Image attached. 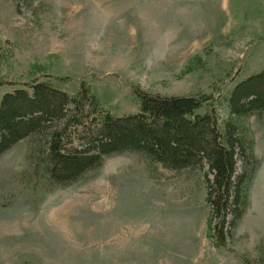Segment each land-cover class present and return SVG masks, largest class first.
Returning a JSON list of instances; mask_svg holds the SVG:
<instances>
[{
  "label": "rangeland",
  "instance_id": "374dc122",
  "mask_svg": "<svg viewBox=\"0 0 264 264\" xmlns=\"http://www.w3.org/2000/svg\"><path fill=\"white\" fill-rule=\"evenodd\" d=\"M263 69L264 0H0V100L35 79L73 95L86 83L116 116L139 111L135 87L207 95L199 112L223 128L232 88ZM243 123L256 171L226 246L208 224L206 170L123 152L62 186L25 138L0 157V264H257L264 115Z\"/></svg>",
  "mask_w": 264,
  "mask_h": 264
},
{
  "label": "trees",
  "instance_id": "16d2710c",
  "mask_svg": "<svg viewBox=\"0 0 264 264\" xmlns=\"http://www.w3.org/2000/svg\"><path fill=\"white\" fill-rule=\"evenodd\" d=\"M134 91L139 111L122 116L106 110L86 83L74 95L39 79L6 92L0 100V157L20 140L35 138V165L62 186L123 152L171 171L206 170L208 224L216 243L226 246L250 204L257 158L243 119L264 115V69L232 88L223 128L214 111L199 112L207 95ZM257 264H264V255Z\"/></svg>",
  "mask_w": 264,
  "mask_h": 264
}]
</instances>
